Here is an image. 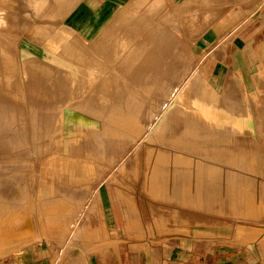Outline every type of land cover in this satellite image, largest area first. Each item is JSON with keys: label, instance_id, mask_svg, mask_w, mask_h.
Returning a JSON list of instances; mask_svg holds the SVG:
<instances>
[{"label": "rangeland", "instance_id": "374dc122", "mask_svg": "<svg viewBox=\"0 0 264 264\" xmlns=\"http://www.w3.org/2000/svg\"><path fill=\"white\" fill-rule=\"evenodd\" d=\"M42 1L0 0V225L7 222L18 227L32 221L38 228L40 217L46 221L52 240L0 256V264H145V255H183L186 263L188 255H196L194 251L207 254L217 244L236 246L251 264L264 258V68L237 67L242 59L241 52L235 51L237 45H242L238 28L229 36H218L208 49H197L196 41L202 31L218 20L209 18L207 25L206 4L197 8L190 0H162L165 6L160 4L164 8L160 9L159 5L158 9L152 8L149 0H72L78 4L85 1L95 4V14L104 5L114 4L112 11L102 17L105 21L96 24L90 35L75 28L74 36L86 60L75 61L93 66V70L100 66L106 67V71H113L114 66L119 68L112 55L116 48V40L113 39L114 46L110 40L112 36L130 29L131 38L139 31L145 32L146 38L150 26H135L137 15L144 13L145 19L158 17L153 25H164L172 33L174 46L180 44L181 49L179 56L177 52L173 56V51H166V45L157 49L152 61L155 77L148 75L134 83L145 91L140 93L141 98L145 97L141 103L149 101L146 99L154 96L164 82L180 85L187 73L197 69L206 74L207 85L213 91L211 97H216L214 111L217 110L222 120L218 125L223 129L208 134L196 131L191 140H181L187 125L172 122L178 135L172 138L170 132L167 140L193 144L206 153L204 160L194 158L193 154L178 153L183 149L172 142L167 148L166 145L151 147L154 153L159 148L166 152L163 162L156 160V154L146 159L144 148L137 157L133 152L121 159L123 153L120 157L117 154L125 147L120 145L119 152L116 151V143L107 141L103 126H89L90 134H98V139H90L86 148L71 153L65 150L67 143L70 140L79 143L81 137L69 136L63 113L69 104L68 96L80 98L82 93L77 85L72 91L67 88L65 67L53 60L54 55L67 57L63 45L57 51L51 45L62 44L64 34L67 35L63 30L72 26L64 10L51 11L54 4L59 5L56 0H48L54 3L52 6ZM38 7L45 14L37 15ZM160 12L167 15L161 16ZM153 40L145 39V66L146 54L157 47ZM255 48V54L264 58L263 39ZM119 69L130 79L133 72L130 66ZM231 69L240 71L242 77L235 76ZM131 80L128 86L133 88ZM94 85V91L87 95L95 99L91 101L100 109L105 92L99 82ZM123 91L126 96L132 94ZM108 93L114 96L113 90ZM100 115L105 117L106 112L101 111ZM80 122L78 119L77 125ZM226 132L227 137L222 138ZM229 166L239 171L233 174L228 171ZM196 168L205 169L199 172ZM156 181L170 184L169 194L156 193ZM200 182L204 186H199L198 203L177 201L172 195L181 191L191 197L194 185ZM179 186L185 190L175 189ZM72 222L78 224L71 230ZM36 230L42 232L40 227ZM23 231L15 233V238ZM239 231L244 237L256 240L254 250L233 242Z\"/></svg>", "mask_w": 264, "mask_h": 264}, {"label": "bare ground", "instance_id": "6f19581e", "mask_svg": "<svg viewBox=\"0 0 264 264\" xmlns=\"http://www.w3.org/2000/svg\"><path fill=\"white\" fill-rule=\"evenodd\" d=\"M56 1L59 4L58 7H56L54 3H52L48 0H43L42 2H45L46 5H47V2H50V6H52L54 4L51 7V11L52 10H55V11L64 10V15L66 17V20L70 24V26H72V29L69 30L68 29L69 27H66L67 30H63V32L66 33L67 35L64 34L63 37L65 39H63L62 44H60L58 47H56L57 43H54L53 45H51L55 51H57L58 48L61 45H63V47L67 53V57L66 58H59L58 56L54 55L53 60H56L57 62H60L64 65L65 76H66L65 77V83L67 84V88L70 91H72V90H74L75 85H77V88H79L80 92L82 93L80 98L77 97L79 100L76 97H75L76 98L75 99L74 95H73V98H71V99H70V96H68L69 97V100H68L69 104L66 106V110L63 113V122L68 125L69 136L73 137L76 135V136L81 137V140L79 141V143H76L75 140H70L67 143V148H65L66 151H69L72 153V152H75L76 150L78 152L79 148H83V149L86 148L88 141L90 142V139H92V140L98 139V134L95 136L93 134H90V132H92V131H91V129H89V126H93V127L103 126V127H105V135L107 136L106 137L107 141L116 143V145H115V150L117 149L116 151L119 152L118 147H120V145H123L122 147H125L124 150L121 149V151L117 154V156L120 157L123 153L121 159L127 158L128 157L127 155L130 156L133 152H134V154H135V152L137 153L136 154V157H137L139 155L140 150L142 148H144L146 159L148 158V160H150L152 155L156 154V157H155L156 160L158 159L160 162H163L165 160L164 158L167 156L166 152L159 148L160 151L154 153V151H152L151 147H152V145H157V147L158 146L161 147L163 145H166L164 147L167 148V146L170 145V142H172V141H168L169 139L167 140V138H168L167 136L170 135L169 134L170 132H172V135H171L172 138L177 137L178 129H174V125L172 124L173 121L174 122L176 121L179 124L183 123V124L187 125V128L183 130L184 134L182 136H180L181 140H191V138H192L191 136H194L196 131L197 132L198 131H201V132L205 131L206 133L207 132L209 133V132H212L215 130L223 129V128H220L218 125L222 120L220 119V116L217 115V113H216L217 110H216V112L214 111V109H217L216 108L217 106H214L216 103L215 102L216 97L215 98L211 97V92H213V91H211V86L209 87L207 85L206 74H204L203 72H199L197 69L192 70V71L189 70L190 72L187 73L188 75L186 77H184L185 79L180 80V85L175 84V82H172L169 84H167V82L166 83L164 82L165 84L163 83V85H161V87L158 91L155 89V92L157 91V93H155L154 96L151 95L148 97V99H146L149 101H147L145 104L141 103L142 98L145 99V97L141 98L140 93L145 94V91L142 90V88L139 89L137 87V85L134 83L138 84V81H140L141 78L145 79V76H148V75L154 76V74H156L153 71V69H155V68L152 66V61L155 59L157 49L161 48V45L162 46L166 45L167 46V47L165 46L166 51L167 50L173 51L172 52L173 56H175V52H177L176 56H179V53H180L179 51L181 49L180 44H177L176 46H174L175 44H174V38L172 37V33L169 32V30H167L165 27H163L164 25H161L160 23H158L160 25L157 24V26L153 25V24L156 25V22H154V21L158 17L151 18L148 16L149 18L145 19L144 13H142L141 15H139V14L137 15V16H139V18L137 20V24L135 23V26L142 24L144 26V28L146 26L147 27L150 26L149 28L152 29V30L149 29L150 32L148 34H146V36H147L146 38H145V32L139 33L140 31L138 32V30H137L139 28H136L138 34L134 35L135 37L137 36L136 38L134 37V39L131 38V36H130L132 33V31L130 29H127L125 31H121V34H118V36L117 35L112 36V39H110V40H112V42H114V43H112L113 46L115 44V41H113V39L116 40V45H115L116 48H114L113 53H112L113 58H115L114 61H116L115 62L116 65H119V68L123 67V66H125V67L130 66V69L133 70L130 79H128V77L116 66H114L113 71H108V69L106 71V70H104L106 67H101V66L98 69H96V70H98V71H96L95 69L93 70V66L91 68V67H88L86 64L75 61V60H78V61L85 60L84 59L85 52L79 47V43H78V41H76V38L74 36L75 28L81 29L82 32L86 35H90L93 31V28L96 27V24H98V23L101 24L103 21H105L102 19V17L104 15L109 14L110 11H112V8H114V4L108 3V4L104 5L103 7L100 8V12H97L95 14L94 13L95 4L93 5V4L88 3V2L86 3V1L79 3V4H78V2H76V3L73 2L72 0H56ZM87 1H90V0H87ZM150 1H151L152 8L153 7L156 8L164 2L163 1L161 3L162 0H149V2ZM209 1L211 2V0H209ZM217 2H219V1H217ZM166 3H169V1ZM162 5L165 6V4H162ZM162 5H160V7H161L160 9L164 8V7H162ZM158 9H159V7H158ZM178 9H181V8H178ZM190 9H192V8H190ZM195 9L196 8L193 7V10H195ZM36 10H37L36 11L37 15L45 14L42 7L41 8L38 7ZM137 10H138V8H137ZM141 10H142V8H141ZM203 10H204V8H203ZM139 11H140V9H139ZM139 11H137V12H139ZM168 11H169V9H168ZM168 11H166V12H168ZM208 11H209V9H208ZM158 12H159V10H158ZM204 12H205V10H204ZM156 13L157 12H155V14ZM163 13L165 14V12H163ZM163 13H161L160 15L162 16ZM180 13H182V12H180ZM191 13H190V15H191ZM184 14H186V16H187V13H184ZM192 14H194V12ZM149 15H150V13H149ZM165 15H167V13ZM165 15H164V17H165ZM180 15H182V14H180ZM204 15H207V14H204ZM156 16H158V15H156ZM172 16H170V17H172ZM194 16H191L190 18L192 19ZM196 16H198V15H196ZM215 16H217V15H215ZM167 18H164V19L167 20ZM204 18H203L204 20H207V21H205V22H207V25H210V24H208V21H209V18L211 19L212 17H210V15H208V16H205ZM214 18H216V17H214ZM197 19L200 21L199 18H197ZM159 20H162V18ZM198 20H196L195 22H197ZM185 21H187V20L185 19ZM211 22H213V21H211ZM165 23H166V21H165ZM193 24H194V21L192 22V25ZM202 24H203V21H202ZM179 26H181V25H179ZM194 26H192V27H194ZM198 27H202V26H198ZM133 28H134V26H133ZM204 28H205V26H204ZM123 30H124V28H123ZM199 30H202V28ZM129 31H131V32L129 33ZM117 32L120 33L119 30ZM133 32L136 33L135 30ZM113 34H115V33H113ZM113 37H116V38H113ZM102 38H104V37H102ZM102 38H101V40H102ZM145 39H147V40L148 39H151V40L154 39L153 42L157 46V47H155V49H153V50L151 49V52L146 54V56H147L146 62L148 63L147 66H145ZM108 43L111 44V42H108ZM108 47H109V44H108ZM149 48H150V46H149ZM105 50H106V48H105ZM90 52L92 53V51H90ZM112 55H111V57H112ZM96 58H98V57H96ZM139 60H140V63H137ZM105 62H107V61H105ZM117 63H119V64H117ZM127 64H130V65H127ZM182 64H183V62H182ZM150 69L152 71H150ZM173 69H174V67H173ZM178 72H179V70H178ZM231 72L236 74L235 76L242 77V73L240 71L235 72L234 70L231 69ZM174 75H176V74H174ZM183 76L184 75H182V78H183ZM132 77L133 78L135 77L134 81L131 80ZM158 77H157V80H158ZM171 77H172V75H171ZM126 79L131 80V82H133L132 83L133 85L131 84L133 86V88L128 86V80H126ZM137 79H139V80L137 81ZM35 80H37V79H35ZM120 80H126V81L123 83L118 82ZM260 81H261V79H260ZM96 82H99L101 84L100 87L105 92L104 98H101V100L105 99L104 105H101V106L99 105V107H102L100 109L96 107L97 106L96 103L91 101V100L95 101V99L94 98L92 99V98L88 97V95H87V94H89L90 91H92L93 85L96 84ZM134 88H136V89H134ZM110 89L113 90L114 96L108 95L109 94L108 92L110 91ZM123 89L130 91L132 94H129V96H126ZM157 89H158V86H157ZM93 91H94V89H93ZM95 91H96V89H95ZM148 92L151 94V92H153V89L150 88V90H148ZM66 93H67V91H66ZM90 95H91V93H90ZM93 95H94V93H93ZM96 96H97V98L102 97L101 94H100V97L98 95H96ZM77 100L79 101L78 104L75 102ZM99 101H100V99H99ZM89 109L92 111H89ZM101 111L106 112L105 117H102L100 115ZM91 112L94 113L95 115L91 116L90 115ZM137 113H141L140 116ZM78 119L81 120L79 125H77ZM227 133L228 132L224 133L222 138H226L228 135ZM5 135L7 136V134H5ZM19 136H20V134H19ZM15 137H17V136H15ZM4 139H5V137H4ZM100 139H101V137H100ZM172 145L182 148L183 150H180V148H178L177 150H180L178 153H181L183 155L185 154V155L191 156V154H193L194 158L201 159V160H204L206 158V156H205L206 153H201L202 152L201 149L195 148L196 146L194 147L193 144L192 145L190 143H188V144H182V143L175 144L172 142ZM107 146H109V145H107ZM99 148H100V146H99ZM170 149H168V150H170ZM3 150H5V149H3ZM110 151H113V150H109V152ZM225 154H227V153H225ZM84 160H86V159H84ZM200 166L206 167V165H203V164H201ZM229 168H230V166L228 167V171H230V172L233 171V174H236L237 171H239V170H237L238 168L236 169L233 166L230 169ZM197 169L199 172H201L205 168H200V169L196 168L195 170H197ZM200 179L201 178H197V180H199V181H200ZM156 182H155L156 184L154 186V190L156 191V193L166 194V195L169 194V192H170L169 188L171 189V187H172L170 184H165L164 181H161V182L156 181ZM199 186L200 187L204 186V184L201 182L199 184H195L194 190H193L194 192L192 193L191 197L189 195H187L185 192L183 194L181 191L173 192L172 195L175 197V199L177 201L178 200L179 201L184 200L183 201L184 203H186L185 201H188V204H195V203H198V201L200 200V194L201 193L199 191ZM175 189H177V190L178 189H181V190L184 189L185 190V188L183 186L176 187ZM156 193H154V194H156ZM38 221L40 222V225L38 226V228L36 227V225H38V224L36 222H32V221L24 223V224H19L18 227L14 226L13 224H10V223L7 224V222L4 224H1L0 225V256L9 255V254L14 253V252H22L26 247H28L30 245L35 246L36 244L42 242L43 240L51 241L52 237H50V235L47 233L46 221L42 220L40 217L38 218ZM72 223L73 224L71 225V230L73 228L75 229V227H77L76 225L78 224L77 222H72ZM39 227L42 231L41 233L38 232L39 230H36V229H39ZM21 230H24L22 235L21 234L16 235V238H15L14 234L19 232V231L21 232ZM200 231H202V230H200ZM210 238H212V237H210ZM213 241L215 243L216 240H213ZM254 241H256V240L253 239V237H249V238L244 237L240 231H239V233L236 234V236L234 237V240H233V242L236 245L243 246V247L247 246V248L252 249V250H254L253 249L254 248V244H253Z\"/></svg>", "mask_w": 264, "mask_h": 264}, {"label": "crops", "instance_id": "0c3cea01", "mask_svg": "<svg viewBox=\"0 0 264 264\" xmlns=\"http://www.w3.org/2000/svg\"><path fill=\"white\" fill-rule=\"evenodd\" d=\"M201 1L190 0L192 4L196 3L197 8L199 5H208L207 11L209 9L208 12L212 15L208 14L212 18L218 17V20L202 31L200 38L196 41V48L208 49L209 44L218 36H229L231 31L238 28L242 45H237L235 51L241 52L239 58L242 59L237 67L264 68L262 63L264 58L255 54L257 51L255 45L260 40H264L260 38L264 37V0H211V2L203 0V3ZM195 253L196 255H188L189 261L186 263L251 264L247 262V255H244L243 251L227 244L214 245L207 254L197 250L193 252ZM183 260V255H145V264H186ZM253 264H264V258H258Z\"/></svg>", "mask_w": 264, "mask_h": 264}]
</instances>
